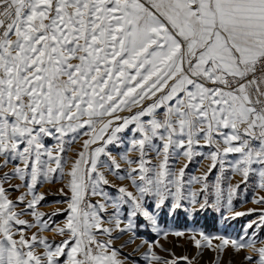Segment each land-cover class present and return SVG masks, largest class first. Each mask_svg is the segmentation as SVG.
<instances>
[{"label":"snow or ice","instance_id":"obj_1","mask_svg":"<svg viewBox=\"0 0 264 264\" xmlns=\"http://www.w3.org/2000/svg\"><path fill=\"white\" fill-rule=\"evenodd\" d=\"M197 156L207 170L187 175ZM56 183L66 207L40 211ZM249 183L264 191V0H0V264H127L134 220L166 240L178 210L256 214L237 237L171 234L214 264L229 248L264 264V195L233 203ZM144 244L147 264H193Z\"/></svg>","mask_w":264,"mask_h":264},{"label":"rangeland","instance_id":"obj_2","mask_svg":"<svg viewBox=\"0 0 264 264\" xmlns=\"http://www.w3.org/2000/svg\"><path fill=\"white\" fill-rule=\"evenodd\" d=\"M125 138L128 137L127 132L121 134ZM50 144L54 143V141H49ZM111 147V146H110ZM126 147V144L125 146ZM124 147L119 149L113 148V155L117 157V160L122 165V170H126V165H124L121 155L124 151ZM80 148V143H75L72 145L71 150L68 152V156L72 159L75 158L76 152ZM205 152L208 149H204ZM134 155V154H133ZM183 158H181L180 163L177 167L182 166L186 163ZM210 161L204 159L203 157L197 156L193 159V161L189 164V168L187 170V175H200L204 171L207 170ZM123 174V171L121 172ZM216 171L213 170L212 175L209 177L210 180L214 179L216 176ZM109 179L113 181L114 184L120 185L121 183L127 184L128 181H119L115 176L109 174ZM240 179L237 176L233 183H236ZM13 183H22L19 180H13ZM63 184L56 183V184H45L42 188H39V191L45 193V199L41 201L40 205L38 206L39 210L46 213H51L56 211L57 209H63L66 207L64 203H57L56 201L64 200L65 198L58 194L57 190L61 188ZM244 186L241 185V189ZM24 191V189H21ZM107 191L110 194H115V188H108ZM258 189H255L252 183H249L248 188L246 191H241L237 194V197L234 199L233 203L237 210L240 211H247L250 208H260L261 205H257L252 203V197L258 192ZM56 193V194H53ZM260 195H264V191H259ZM19 193L14 192L12 194V198L14 199L18 196ZM94 200L97 198H93ZM23 207V205L21 206ZM27 219H31V217H25ZM64 214H61L54 219L57 222H63ZM256 214L251 216H244L236 218L235 220H226L222 218L220 213L213 212L211 210L203 213H196L195 215L191 213H186L184 211L178 210L175 214L166 215L162 214L160 218V228L163 231H168L170 234L165 240L162 235H158L155 231L152 230L151 225L147 223V221L143 220L142 218H136L134 223L136 225L135 228V243H127L125 247H123L121 252V259L127 258V264H133V261H137L138 264H147L146 261L143 260V255L147 251V245L144 244L139 248L137 251V246L142 244V240H147L149 242L159 240L161 244L167 249H170L172 252L175 253L176 256H184L187 255L190 259L193 260V264H214L215 256L212 251L205 249L203 251V255L198 254V250L192 245L190 241L184 238H178L171 233L175 231H203L205 234L208 235H224V236H232L237 237L244 225L247 224L249 220L255 219ZM35 231V229L33 230ZM249 232L252 230L249 229ZM264 236V231L260 233ZM44 235L48 236L50 239L55 237L54 233L45 232ZM131 233L127 235H123L120 239L115 241V245L119 247L120 245H124L125 242L130 240ZM57 240L60 239L59 237H55ZM156 251L159 255L170 259L171 257L167 252L161 251L160 248H156ZM245 253L242 251L239 254H236L229 248L225 254L223 255V259L221 264H243ZM183 264V262H181Z\"/></svg>","mask_w":264,"mask_h":264}]
</instances>
